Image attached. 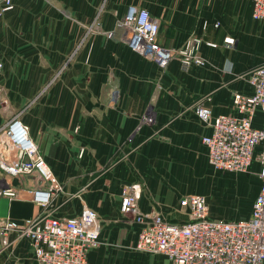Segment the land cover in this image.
Wrapping results in <instances>:
<instances>
[{
  "label": "crops",
  "instance_id": "1",
  "mask_svg": "<svg viewBox=\"0 0 264 264\" xmlns=\"http://www.w3.org/2000/svg\"><path fill=\"white\" fill-rule=\"evenodd\" d=\"M10 1L2 12L0 0V128L18 118L38 145L61 188L48 210L67 218L84 205L97 214L88 264H170L135 249L138 228L121 214V199L138 184L142 212L188 220L178 206L187 180L173 172L200 161L212 168L201 142L210 128L191 108L201 101L213 116L231 114L233 94L250 95L247 79L264 64V22L253 20L252 0ZM129 6L158 21L163 48L201 40L205 65L182 70L172 61L160 72L132 51L118 27ZM40 211L29 200H0V217L17 222ZM0 264H36L29 241L0 244Z\"/></svg>",
  "mask_w": 264,
  "mask_h": 264
},
{
  "label": "built area",
  "instance_id": "2",
  "mask_svg": "<svg viewBox=\"0 0 264 264\" xmlns=\"http://www.w3.org/2000/svg\"><path fill=\"white\" fill-rule=\"evenodd\" d=\"M12 7L11 1L5 0L1 11ZM252 18L264 22V0H252ZM118 27L129 48L153 62L160 72L172 61L178 62L182 70L205 65L199 55L202 41L198 38L180 48L161 47L157 42L159 23L143 8L129 6ZM225 43L231 44L232 40L226 39ZM247 81L252 92L233 94L231 114L213 116L201 101L191 109L198 121L210 128L201 142L214 170L248 173L254 164L258 166L260 185L250 214L236 221L211 220L205 199L190 194L178 204L188 220L169 223L159 212L140 210V186L133 184L121 199L120 212L138 228L137 251L164 256L170 264L264 263V64L253 70ZM144 122L151 123L152 119L144 117ZM60 189L27 127L18 118L2 126L0 200H29L41 211L35 218L21 222L0 217V244L9 245L11 237L14 241L28 240L36 264H88V252L99 244V218L84 205L76 216L53 217L48 208Z\"/></svg>",
  "mask_w": 264,
  "mask_h": 264
},
{
  "label": "rangeland",
  "instance_id": "3",
  "mask_svg": "<svg viewBox=\"0 0 264 264\" xmlns=\"http://www.w3.org/2000/svg\"><path fill=\"white\" fill-rule=\"evenodd\" d=\"M173 175L176 180L180 177L187 180V195H199L205 199L211 220L232 221L245 218L259 189L257 177L249 172L216 171L205 161L176 167Z\"/></svg>",
  "mask_w": 264,
  "mask_h": 264
}]
</instances>
